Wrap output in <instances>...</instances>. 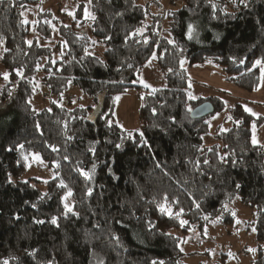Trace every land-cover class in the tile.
<instances>
[{"label": "trees", "instance_id": "trees-1", "mask_svg": "<svg viewBox=\"0 0 264 264\" xmlns=\"http://www.w3.org/2000/svg\"><path fill=\"white\" fill-rule=\"evenodd\" d=\"M87 1V14L82 0L0 2L10 77L0 90V264H181L176 232L204 230L237 197L255 210L262 246L252 264H264V146L253 143L264 117L238 103L230 125L215 127L222 97H194L182 68L212 64L231 88L255 91L264 0H182L177 9ZM98 44L102 55L90 52ZM154 54L164 84L143 96L139 129L124 130L116 97L141 88ZM39 85L57 96L77 86L97 107L35 109ZM204 103L213 112L193 118ZM211 129L215 142L206 145ZM33 159L52 177L29 176Z\"/></svg>", "mask_w": 264, "mask_h": 264}, {"label": "rangeland", "instance_id": "rangeland-1", "mask_svg": "<svg viewBox=\"0 0 264 264\" xmlns=\"http://www.w3.org/2000/svg\"><path fill=\"white\" fill-rule=\"evenodd\" d=\"M69 1L45 0L43 6L48 8L53 7L56 2ZM82 1L86 3L87 14L90 5L87 0ZM162 1L166 9H177L183 5L182 0ZM137 2L144 5L145 0H137ZM103 48L102 44H98L90 52L102 55ZM156 59L154 54L143 68L140 80L136 82V85L141 88H130L119 94L117 96L119 99L116 97L115 119L124 130L139 129V110L143 96L154 87L164 84ZM182 68L188 74L190 90L194 97H209V95L222 97L226 111L214 117L210 122L216 123L215 127L222 125L221 128L224 129L230 125L229 109L238 103L254 116L264 117V66L259 86L252 93L231 88L225 79L226 76L212 64L205 67H190L188 62L184 61ZM5 74L8 76L7 79L4 78ZM9 78V73L2 65L0 58V90L7 84ZM52 103L70 108L85 107L95 110L97 107L95 99L77 86L70 85L64 94L57 96L50 93L45 86L39 85L38 92L32 101L34 108L41 110L48 108ZM1 104L0 100V106ZM253 138L256 143L264 146V121L259 127H254ZM214 142V129H211L205 139V144L212 145ZM36 160L33 159L30 163L29 176L43 180L51 178L53 173L44 165V162ZM254 219L255 210L242 204L237 197L231 203L226 204L220 216L204 230H192L189 233L176 232L181 239V249L184 253L181 264H252L262 246L256 237Z\"/></svg>", "mask_w": 264, "mask_h": 264}, {"label": "water", "instance_id": "water-1", "mask_svg": "<svg viewBox=\"0 0 264 264\" xmlns=\"http://www.w3.org/2000/svg\"><path fill=\"white\" fill-rule=\"evenodd\" d=\"M212 112H213L212 105L210 103H204L193 110L192 117L195 119H200L206 117Z\"/></svg>", "mask_w": 264, "mask_h": 264}, {"label": "snow or ice", "instance_id": "snow-or-ice-1", "mask_svg": "<svg viewBox=\"0 0 264 264\" xmlns=\"http://www.w3.org/2000/svg\"><path fill=\"white\" fill-rule=\"evenodd\" d=\"M0 2H3V0H0ZM189 31H191V26H190V28H189ZM256 63L259 65V64H262V61L257 60ZM4 78H5V79L8 78L7 74H5ZM146 86H147V85H146ZM117 99H119V98L117 97ZM189 111H191V110L189 109ZM140 135H141V139H143V133H141ZM143 142H144L145 144L147 143V141H143ZM253 143H254V144L256 143L255 138H253ZM118 147H119V146H118ZM10 182H11V181H10ZM237 187H239V185H237ZM69 194H70V193H69ZM89 195H91V189H89ZM65 208H66L68 211H72V209L69 208V206H68L67 204H65ZM36 222H37V223H43V221H36ZM51 223H52V224H56V223H57L56 218H53L52 221H51ZM182 223H183V222H182ZM4 264H7V261H5Z\"/></svg>", "mask_w": 264, "mask_h": 264}]
</instances>
